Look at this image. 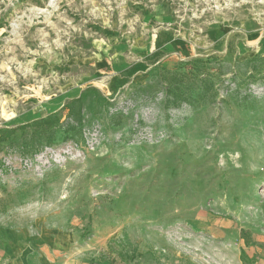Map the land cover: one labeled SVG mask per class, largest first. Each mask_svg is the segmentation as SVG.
<instances>
[{
    "label": "rangeland",
    "instance_id": "374dc122",
    "mask_svg": "<svg viewBox=\"0 0 264 264\" xmlns=\"http://www.w3.org/2000/svg\"><path fill=\"white\" fill-rule=\"evenodd\" d=\"M58 234L264 264V0H0V263Z\"/></svg>",
    "mask_w": 264,
    "mask_h": 264
},
{
    "label": "crops",
    "instance_id": "0c3cea01",
    "mask_svg": "<svg viewBox=\"0 0 264 264\" xmlns=\"http://www.w3.org/2000/svg\"><path fill=\"white\" fill-rule=\"evenodd\" d=\"M58 236V237H57ZM40 240L41 251L37 263H0V264H151V263H116L99 261L100 249L91 247L86 242L71 235H57Z\"/></svg>",
    "mask_w": 264,
    "mask_h": 264
},
{
    "label": "trees",
    "instance_id": "16d2710c",
    "mask_svg": "<svg viewBox=\"0 0 264 264\" xmlns=\"http://www.w3.org/2000/svg\"><path fill=\"white\" fill-rule=\"evenodd\" d=\"M158 46H160V44L158 43V41H157V43H156ZM157 46V47H158ZM181 74V73H180ZM189 73L187 72V73H184V74H181L182 76H187ZM181 75H179V76H181ZM182 82V80H178L177 81V83H181ZM89 93L90 92H88V93H86V94H81L78 98H76V99H74V100H72V102L69 104V105H66V106H64V108L63 109H67L68 110V115H72V113H73V110L75 109V107L77 106V105H79L81 102H82V100L83 99H85L88 95H89ZM78 114H79V110H78V112H77ZM73 116V115H72ZM43 122H45V121H43Z\"/></svg>",
    "mask_w": 264,
    "mask_h": 264
}]
</instances>
